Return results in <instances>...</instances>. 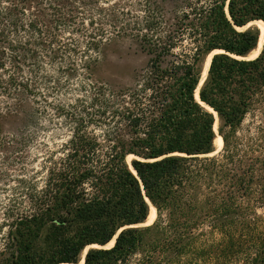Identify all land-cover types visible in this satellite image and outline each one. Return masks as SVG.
Segmentation results:
<instances>
[{"label": "trees", "instance_id": "trees-1", "mask_svg": "<svg viewBox=\"0 0 264 264\" xmlns=\"http://www.w3.org/2000/svg\"><path fill=\"white\" fill-rule=\"evenodd\" d=\"M4 2L0 165L43 117L67 135L46 149L42 181L0 204V264H80L89 246L83 264H264V46L250 58L264 0H47L44 19L30 0ZM121 37L147 66L128 87L95 82L107 43ZM205 104L220 120L215 155ZM1 107L31 108L12 136ZM151 205L156 218L142 226Z\"/></svg>", "mask_w": 264, "mask_h": 264}, {"label": "rangeland", "instance_id": "rangeland-1", "mask_svg": "<svg viewBox=\"0 0 264 264\" xmlns=\"http://www.w3.org/2000/svg\"><path fill=\"white\" fill-rule=\"evenodd\" d=\"M4 1L5 5H9L6 1L14 2L15 0ZM46 1L47 0H30L27 6L28 11L30 13H33L35 16L44 19L43 13L48 11ZM81 1H84L88 4H92L94 7L99 6L101 8H109L113 5L130 7V4L132 2H135L136 0ZM250 26L258 27L260 30L261 37L262 32L259 25L257 23L252 22ZM255 50H258V48H256ZM255 50L253 52H255ZM262 50L263 47L260 53L262 52ZM250 56H252V54ZM208 57L206 59H208ZM148 62L149 56L140 50L134 40L129 37L116 38L113 41L107 43L105 57L97 67L93 75V79L97 83H106L116 88L128 87L134 83L137 72L140 71L142 68H145ZM204 62L202 64V75L204 71ZM1 109H3V112L5 113L1 121V125L3 127V131L10 136L17 133L19 128H22V119L24 117L23 113H27L31 110L30 107H24L19 111L18 114L14 113L12 115H8L6 114V107H1ZM48 112L49 114H51L52 110L50 109L48 110ZM251 121L252 117L248 116L245 122V126L248 123H251ZM41 124L44 125H42V128L40 129H36L37 126L34 127L38 132L35 139H31L26 145L19 146V148L21 149L19 150L20 154H16L13 148H8L3 151L1 156H4V154H10V157L8 158L7 163L0 165V204L7 203L10 197L17 195L20 188L23 187V185L25 184L26 180L34 179L42 181V177L46 174L44 173L42 160L43 156L45 155L44 153L46 149H55L58 147V145L65 141L67 135L66 130L58 131L57 128L52 127L53 124L48 122L47 118L44 117L41 119ZM215 127L218 128V132H216L219 134V117H216ZM222 148L223 146L220 148L218 145H216L217 151L213 155L219 153ZM129 159L132 160L133 156ZM131 160L129 161V163H131ZM155 218L156 215L154 217V220ZM150 222L152 221H148V223H145V225L142 226H146ZM90 248L91 247L87 248V250H89ZM83 254L84 252L81 255V260L83 258Z\"/></svg>", "mask_w": 264, "mask_h": 264}, {"label": "bare ground", "instance_id": "bare-ground-1", "mask_svg": "<svg viewBox=\"0 0 264 264\" xmlns=\"http://www.w3.org/2000/svg\"><path fill=\"white\" fill-rule=\"evenodd\" d=\"M253 23H257L258 25H259V27L261 28V32H262V34H261V37H260V40H259V44H258V50H255V52H252L251 54H252V56H250V58H256L259 54H260V51H261V49H262V47H263V45H264V21L263 20H259V21H255V22H253ZM250 54V55H251ZM213 55L214 54H212V55H210L209 57H208V59H206L205 60V62H204V71H203V77H202V82H201V84H200V87H201V85H203V81H205V79H206V77H207V73H208V70H209V67H210V63H211V60H212V57H213ZM201 89V88H200ZM198 92H199V90H198ZM197 98L199 99V93L197 94ZM199 101H200V99H199ZM205 106L212 112V113H214L215 114V116L216 117H219V115H218V113L216 112V111H214L211 107H208L206 104H205ZM215 130L218 132V128L217 127H215ZM215 144L216 145H218L220 148L223 146V139H222V137H221V135L220 134H218L217 135V138H216V140H215ZM130 157H132V156H129L128 157V161L127 162H129L131 159H129ZM132 169V168H131ZM133 170V169H132ZM151 212H150V216H149V219H148V221H152V222H150L149 224H151V223H153V221H154V217H155V215H156V208L154 207V206H152L151 205V210H150ZM148 223V222H147ZM148 224V225H149ZM114 243V241L113 242H111V244L110 245H112ZM90 247V246H89ZM88 247V248H89ZM87 248L85 249V251H84V254H83V258H82V260H81V262H80V264H83L84 263V258H85V255H86V253H87Z\"/></svg>", "mask_w": 264, "mask_h": 264}, {"label": "water", "instance_id": "water-1", "mask_svg": "<svg viewBox=\"0 0 264 264\" xmlns=\"http://www.w3.org/2000/svg\"><path fill=\"white\" fill-rule=\"evenodd\" d=\"M211 64V63H210ZM208 74V73H207ZM207 78V77H206ZM206 80V79H205ZM204 82V81H203ZM202 86V85H201ZM199 99H200V97H199ZM208 106V105H207ZM208 107H210V106H208ZM213 109V108H212ZM214 110V109H213ZM215 111V110H214ZM131 167H132V169H133V166H132V164H131ZM153 206V205H152ZM91 248H96V246H92ZM88 252V251H87ZM87 254V253H86ZM85 257H86V255H85ZM84 261H85V258H84ZM63 264V263H62ZM67 264H72V263H67Z\"/></svg>", "mask_w": 264, "mask_h": 264}]
</instances>
